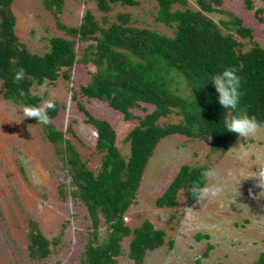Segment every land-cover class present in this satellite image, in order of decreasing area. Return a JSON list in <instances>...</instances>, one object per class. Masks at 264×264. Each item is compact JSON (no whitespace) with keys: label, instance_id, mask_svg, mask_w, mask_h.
Masks as SVG:
<instances>
[{"label":"rangeland","instance_id":"rangeland-1","mask_svg":"<svg viewBox=\"0 0 264 264\" xmlns=\"http://www.w3.org/2000/svg\"><path fill=\"white\" fill-rule=\"evenodd\" d=\"M136 1L135 5L109 3L107 11L99 9L94 0H62L59 7L55 4L46 7L44 0H12L10 6L15 34L30 52L43 55L55 37L73 41L74 64L61 67L55 80L45 79L42 83L33 80L29 88L33 95L40 96L38 104L54 100L57 105V112L51 118L54 126L63 132L64 139L74 146L93 174L100 170L103 153L96 149V132L85 122L86 116L79 105L112 125L116 146L125 159L130 146L124 137L138 124V117L151 112L154 106L140 103L131 109L133 117L125 119L107 102L82 95L80 87L91 80L95 71L86 59L91 57V46L96 41L90 36L81 38L72 30L80 28L89 11L102 29L120 22L119 14H128L129 26L173 36V27L154 18L158 9L156 0ZM187 1L188 7L198 9L195 0ZM176 8L183 6L176 4L173 9ZM219 8L226 12L207 15L223 34L232 33L241 41L242 51L248 50L253 42L264 47L263 0H252L251 9L246 8L243 0H222ZM233 16L241 18L243 25L252 30L253 41L239 38L233 26L223 25ZM101 34L95 33L98 37ZM171 87L182 95L191 93L181 75ZM3 91L0 80V264H78L93 231L87 209L71 194L75 186L69 169L56 151L58 146L48 140L44 126L34 119L23 118L24 105L4 98ZM180 121V115L170 113L160 117L157 123L164 126ZM261 124L264 126V121ZM210 141V136L171 134L156 145L135 200L123 216L131 229L148 220L165 232V243L146 251L141 264H195L196 259L197 264H248L264 252V190L257 186L255 178L243 179L264 166V127L253 138L237 136L225 152L212 151ZM184 164L207 165L214 170L217 180L224 185V195L189 205L183 186L177 192L174 206L157 207L155 199ZM236 188L238 195L234 201ZM33 230L50 242L46 257L30 253L29 233ZM108 230V224L101 218L96 230L99 241ZM131 238L132 235L122 238L121 252L112 264H138L128 254ZM208 244L212 248L204 257Z\"/></svg>","mask_w":264,"mask_h":264},{"label":"trees","instance_id":"trees-1","mask_svg":"<svg viewBox=\"0 0 264 264\" xmlns=\"http://www.w3.org/2000/svg\"><path fill=\"white\" fill-rule=\"evenodd\" d=\"M99 9L107 11L109 3L135 5L136 0H94ZM156 21L173 27L169 37L147 28L127 25L130 16L119 14L120 22L102 29L87 11L78 30H72L81 38L90 36L96 41L92 45L91 57L86 60L94 65L91 80L80 87L81 94L97 98L120 111L125 119L133 117L131 109L140 103L153 105L151 112L138 117V124L124 137L129 142V156L125 159L116 146V132L105 119L94 117L83 105L79 110L86 116L85 122L96 132L95 147L103 153L97 174L86 167L78 151L64 139L62 131L53 122L43 125L48 140L57 145L56 151L66 163L71 182L75 188L71 194L85 205L92 222V236L86 244L84 257L78 264H112L121 252L120 242L124 236L132 235L129 241V257L136 263L143 262L146 251L154 250L165 243V232L145 220L133 229L123 220L124 213L134 202L139 183L149 158L158 142L171 134L202 138L210 136L212 151L225 152L237 138L224 128V120L232 113L218 104V94L211 84V76L232 67L241 77L242 92L240 108L264 121V47L253 42L242 51V43L232 33L223 34L218 24L207 13H225L219 8L222 0H195L198 9L188 7L187 0H156ZM264 1V0H263ZM12 0H0V80L4 85L3 96L26 105H39V95H33L30 84L33 80L42 83L55 80L61 67L74 64L73 41L62 37L50 40V48L43 55L30 52L19 41L14 31L15 18L11 11ZM46 7L62 0H44ZM247 9L252 0H243ZM179 4L183 8L173 9ZM233 26L241 39L253 41L252 30L243 25L241 18L233 16L223 22ZM100 31L101 36L95 33ZM19 68H24L25 79L17 84L13 77ZM181 75L189 86L190 95L176 93L171 85ZM57 112L50 110L52 118ZM176 113L182 117L178 123H157L160 117ZM35 120V119H34ZM36 121V120H35ZM37 122V121H36ZM207 165L190 167L182 165L161 195L155 199L157 207H172L176 195L186 186L185 195L189 205L196 200L188 187L201 180L200 173ZM108 224L106 237L99 241V222ZM30 236V253L46 257L49 240L39 231ZM201 236V235H200ZM172 245V241H169ZM212 248L207 245L203 256ZM198 263L196 259L195 264ZM248 264H264V252Z\"/></svg>","mask_w":264,"mask_h":264},{"label":"clouds","instance_id":"clouds-1","mask_svg":"<svg viewBox=\"0 0 264 264\" xmlns=\"http://www.w3.org/2000/svg\"><path fill=\"white\" fill-rule=\"evenodd\" d=\"M26 77L24 68H19L13 77L14 83H21ZM211 84L218 94V104L222 109L229 110L232 114L224 120V128L237 134L238 137L249 139L255 137L261 130L262 124L254 115H249L246 110L240 108L242 92L241 77L237 75L236 69L232 67L224 68L222 71L211 76ZM50 110H55V102L52 99L43 100L39 105H26L22 108V117L35 119L41 125H50L52 119L49 115ZM201 180L193 182L188 187V192L197 202L207 199H217L224 195V185L217 180V173L208 169L200 173ZM255 178L257 186L264 190V166L258 167L246 178ZM242 179L238 180V184ZM208 181H214L208 183ZM238 195L237 188L234 195Z\"/></svg>","mask_w":264,"mask_h":264}]
</instances>
